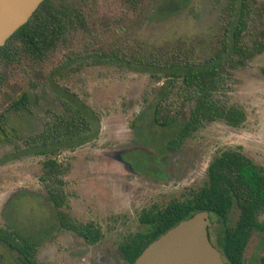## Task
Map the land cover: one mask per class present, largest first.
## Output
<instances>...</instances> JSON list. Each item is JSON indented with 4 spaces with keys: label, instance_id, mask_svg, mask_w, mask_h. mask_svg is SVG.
Wrapping results in <instances>:
<instances>
[{
    "label": "rangeland",
    "instance_id": "obj_1",
    "mask_svg": "<svg viewBox=\"0 0 264 264\" xmlns=\"http://www.w3.org/2000/svg\"><path fill=\"white\" fill-rule=\"evenodd\" d=\"M227 1L139 0L131 7L118 0H49L52 7L83 3L88 31L45 61L22 58L12 62L5 73L2 88L6 95L0 96V112L22 91L28 94L29 103L26 109L6 113L16 136L0 146V228H19L25 212H34L30 208L35 207L37 199L31 192L42 187L39 176L44 170V156L23 150L22 140L39 133L50 113L62 110L60 98L76 100L93 112L97 121L95 137L57 154L64 175L61 180L69 183L66 189L76 196L77 191H87L93 205L110 206V200L123 194L120 176L108 170L115 167L110 156L135 146L137 127L147 128L159 142L172 138L178 130L153 126L149 113L143 112L156 99L164 81L162 74L156 73L157 66L172 63L173 57L202 60L220 50ZM263 6L264 0H255L241 35L249 54L241 62L231 54L224 88L216 95L226 105L241 108L242 123L230 127L222 120L206 122L178 146L165 150L157 163L165 169V175L149 177L143 188H135L145 197L141 205L160 197H179L183 191L199 187L205 180L208 161L225 149H238L264 169ZM174 94L175 88L171 99ZM176 106L180 117H186L190 104ZM137 117L142 120L132 126ZM11 197L10 210L3 214L1 210ZM137 211L130 205L125 213L135 217ZM126 233L132 232L124 230Z\"/></svg>",
    "mask_w": 264,
    "mask_h": 264
},
{
    "label": "trees",
    "instance_id": "obj_2",
    "mask_svg": "<svg viewBox=\"0 0 264 264\" xmlns=\"http://www.w3.org/2000/svg\"><path fill=\"white\" fill-rule=\"evenodd\" d=\"M118 1L123 6L134 7L139 0ZM83 3L75 7H52L49 0H43L28 20L5 40L0 46V96L4 98L6 95L2 85L6 82L5 73L12 62H19L22 58L31 62H43L73 38L86 34L88 18ZM254 3L255 0L227 1L221 48L211 57L202 60L173 57L172 63L157 66L156 73L162 74L164 81L158 87L155 101L146 106L143 112L149 113L153 126L178 127L175 135L165 140L167 149L175 148L184 136L206 122L222 120L230 127H237L242 123L244 113L241 108L226 105L216 95L224 88L228 67L232 65L231 54L236 55V59L241 62V58H245L250 52L242 45L241 35ZM228 34L229 45L226 41ZM260 48L257 45V49ZM173 88L175 98L171 99ZM28 97L22 91L0 112V146L11 143V138L16 136L6 113L26 109ZM60 102L62 110L50 113L39 133L22 140L23 150L44 156V179L51 183L52 175L61 166L57 154L62 149H75L97 134V121L93 112L71 98H60ZM185 103L190 104L188 114L180 117L179 107L176 105ZM141 120L142 118L137 117L131 125L136 126ZM59 172L62 173L61 170ZM262 208L264 169L238 149L222 150L210 160L203 184L188 189L182 199L172 200L165 210L157 213V227L149 232L146 240L137 238L132 244L125 245V256L129 262L133 261L150 241L178 221L196 211L206 210L211 222L207 232L211 244L220 250L226 264H241L242 249L250 231L248 225L254 223L257 228H264L257 225L255 220V213ZM233 211H236L234 223ZM231 222L233 225H230ZM12 238H20L17 230L0 228V244H5Z\"/></svg>",
    "mask_w": 264,
    "mask_h": 264
},
{
    "label": "flooded vegetation",
    "instance_id": "obj_3",
    "mask_svg": "<svg viewBox=\"0 0 264 264\" xmlns=\"http://www.w3.org/2000/svg\"><path fill=\"white\" fill-rule=\"evenodd\" d=\"M137 129L134 134L140 145L136 143L131 150L121 149L110 156L115 167L108 170L120 176L118 179L122 180L123 194L110 200V206L106 203L93 205L87 191H77L79 196H76L74 191L71 193L66 189L69 183L61 180L64 177L59 172L61 166L52 175V183L44 179L42 173L39 176L41 189L31 192L37 199L35 207L30 208L34 212H25L19 228L12 225L3 227L17 230L20 238L0 244L1 264H131L134 260L128 261L125 245L132 244L137 238L146 240L149 232L157 227L155 215L165 210L172 200L182 199L188 191L175 198L153 199L147 205L139 203L145 199L138 192L148 183L147 178L165 175V169L161 170L157 163L168 149L165 141L159 142L147 128ZM146 148H153L154 151ZM210 160L205 166V178ZM137 187L140 189L136 193ZM12 201V197L6 201L1 210L3 214L10 210ZM130 205L138 210L135 217L131 216L132 211H129L131 215L125 213ZM234 219L236 211L232 212L233 223ZM255 220L257 225L264 227V208L255 213ZM232 222L230 225H233ZM248 227L250 231L242 249L241 264H264V228H257L254 223ZM124 230L132 233L124 235ZM213 238H216L215 234Z\"/></svg>",
    "mask_w": 264,
    "mask_h": 264
},
{
    "label": "water",
    "instance_id": "obj_4",
    "mask_svg": "<svg viewBox=\"0 0 264 264\" xmlns=\"http://www.w3.org/2000/svg\"><path fill=\"white\" fill-rule=\"evenodd\" d=\"M42 1L0 0V46ZM210 226L209 213L196 211L152 240L131 264H226L208 239Z\"/></svg>",
    "mask_w": 264,
    "mask_h": 264
}]
</instances>
